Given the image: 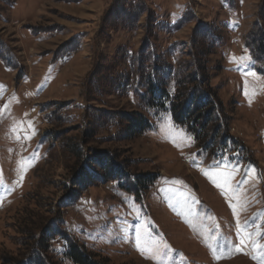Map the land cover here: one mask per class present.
Returning <instances> with one entry per match:
<instances>
[{"label": "rangeland", "instance_id": "374dc122", "mask_svg": "<svg viewBox=\"0 0 264 264\" xmlns=\"http://www.w3.org/2000/svg\"><path fill=\"white\" fill-rule=\"evenodd\" d=\"M263 38L264 0H0V264L55 218L109 264H264ZM200 56L234 144L211 155L169 113L130 134L139 62ZM75 144L158 180L139 196L92 163L79 192Z\"/></svg>", "mask_w": 264, "mask_h": 264}, {"label": "trees", "instance_id": "16d2710c", "mask_svg": "<svg viewBox=\"0 0 264 264\" xmlns=\"http://www.w3.org/2000/svg\"><path fill=\"white\" fill-rule=\"evenodd\" d=\"M257 48L264 54V38L254 49ZM255 50L250 49L254 59L260 62L261 58ZM202 60L200 56L194 65V70L184 72L181 68L178 73L173 70L172 65H166L160 58L153 63V68L149 69L140 61L135 90L137 93L141 92L144 108L148 109L151 115L147 116L137 111L126 115L128 132L137 134L151 130L155 127L158 118L169 113L173 121L185 127L199 141L201 147L211 155L217 153V148H227L231 141L234 144L232 135L223 128L224 126L229 128V126L223 123L224 116L219 114L220 100L210 86L207 63L205 61L203 64ZM177 77H179L178 80ZM127 84L131 83L127 81ZM214 121L217 125L209 130V125ZM72 151L78 158L77 165L73 168L72 185L79 192L85 190L97 178L93 173L95 169L91 167L92 163L98 165L96 168L100 169L98 173L102 178L113 179L121 188H127L139 196L144 195L159 177L151 173L130 175L127 172L124 174L125 167L117 160L110 158L105 160L93 158L88 160V163H83L84 149L76 145ZM62 227L64 224L61 218L52 219L39 234L33 235V247L20 259H12L11 263L109 264L106 258L92 253L85 243L68 234L66 230L60 229ZM56 237L64 240V247L61 250L53 249L49 243ZM58 254L62 258H59Z\"/></svg>", "mask_w": 264, "mask_h": 264}]
</instances>
